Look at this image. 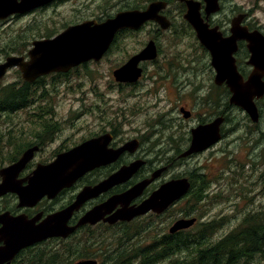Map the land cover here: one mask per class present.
Instances as JSON below:
<instances>
[{"label":"flooded vegetation","instance_id":"1","mask_svg":"<svg viewBox=\"0 0 264 264\" xmlns=\"http://www.w3.org/2000/svg\"><path fill=\"white\" fill-rule=\"evenodd\" d=\"M70 1L72 0H51L40 6H32L30 9L25 8L26 10L23 11L11 12L6 17L0 18V29L7 30L8 26H13V23L17 20H19L18 23H21L23 19L31 18L39 11L56 9ZM193 1L199 4L200 15L203 21L208 24L209 28L215 30L221 38H230L233 35L232 28L234 22H238L239 26L244 29L247 28L250 32L259 30L264 35V24L254 15L252 9H247L233 0H218L219 8L217 10H210L205 0ZM21 2L22 0H2L1 5L3 4L5 7L12 8L17 4L20 5ZM154 2H164L166 4L158 11L157 15L165 17L170 23L169 27L163 28L158 21L149 20L138 29L122 28L117 31L114 42L105 54L107 55L114 49V59L117 58L115 62L117 65L114 64L115 66L112 69L114 95L119 96L118 98L114 97V120H111L109 124H103L95 132L81 136L72 132L67 133L63 125L59 126L60 121H54L52 118L53 114H51L47 120L35 122L36 130L32 132L33 139L28 145H25L21 152L22 155L27 148L37 146L35 156L44 155L48 152L49 156L43 159L44 162H42L48 163L55 160L59 154L69 151L91 138L107 134L111 136L108 148L113 149L114 152L121 150V154L113 163L87 172L71 187L62 189L55 197H44L34 207L18 208L16 206L15 211L10 210L13 214L24 212L33 217L42 212L44 218L48 214L69 206L75 201L78 193L84 187L94 186L113 172L115 173L122 166L129 165L138 160L144 161V163L131 178L120 184H115L114 187L99 196L87 200L80 210L74 213L69 224H77L79 219L93 207L104 203L111 196L128 190L135 184L151 178L152 174L158 169L164 168L162 173L144 189L143 193L132 200L131 205L140 204L153 191L169 180L187 177L192 182V176L197 179L200 175L198 171L200 166L196 164L195 168L191 171L176 172L175 170H182L181 168L185 164L199 159L201 155L206 153H209V157L216 162L219 160L218 156L225 155L228 152V159H231L229 162L230 167L227 171L228 175H233L238 171L244 172L245 167L248 166L249 170L257 176L260 174L258 176L260 178L259 183L264 180L262 178L264 177V97L256 100L259 112V119L257 121H253L243 108L231 102L232 92L228 83L226 81L221 84L216 82L217 71L212 63V54L202 44L194 26L186 18L189 9L188 0H147V3L145 1L144 4L118 5L115 10L113 7L112 13L93 18H84L72 23L69 22L62 27V30L70 25L86 20L101 22L109 17H114L122 11L146 10ZM29 23L23 26L29 28L34 22L30 23L31 25ZM150 29L151 35L148 39L134 41L132 44L127 40L129 35H138ZM61 31H57L50 37L55 36ZM167 34H172L173 37H177L178 39L171 41L166 46L163 44L164 42L161 38ZM41 38L48 37L42 35ZM151 41L156 46L155 58L141 59L137 63V66H133V69L141 70L140 76L135 80L117 79L115 71L141 53ZM183 45L186 49H184ZM248 46L249 42L246 39H238L237 50L234 53L238 70L245 79L248 78L253 70V65L249 63L251 52ZM29 50L30 48L22 54L10 55H24L28 58ZM10 55H6L3 59L0 58V62L5 61ZM91 62H96V60H91L74 67L67 73L54 72L48 75L54 78L55 76L68 77L73 69L80 66L86 67ZM14 68L17 69V72L21 74L22 80H24L21 70L18 67ZM44 76L37 78L33 82H29L33 86L34 91L31 104L37 100V87H39V83ZM45 92L46 88L43 89L41 97L44 96ZM134 97H137V100L133 99ZM145 99L147 101H144ZM140 102L141 104L138 105ZM144 103L147 106L154 107L158 113L156 112V115L148 117V120L136 121L137 123L133 122L131 117H128V108L133 104L136 106L135 110L140 112ZM28 106L30 104L24 106V108ZM44 108V103L38 107L41 111H44ZM148 111L149 109L146 110V112ZM236 111H242L244 119L237 120ZM33 113L36 115V118L44 114V112L40 111L39 113L33 111ZM192 120L193 122L190 123ZM185 122L187 124H184ZM216 122L219 127V139L206 150L185 156L184 153L188 151L192 144L193 129L199 125ZM236 136L237 138H235ZM234 140L235 143L243 142L244 146L247 147L246 150L249 154L247 162L240 161L237 163L235 161L232 155L233 151L230 150V144ZM37 163L33 159L21 173L20 177H25L32 172ZM224 171L226 172V169ZM228 182L225 185L219 182L215 186L217 189L223 190L228 185ZM240 187L244 190L242 185ZM2 198L0 197V199ZM183 198L174 202L166 211L160 214L151 211L145 215L137 216L131 221L120 220L110 223L102 219L95 224L86 223L81 225L67 238H48L21 251H70V245L81 244L82 246H91L93 249L91 251H95L93 256L85 259H96L98 264H101L104 256L108 257L111 253L115 255L114 251H118L114 246L115 233L125 235L126 230L133 223L147 218L155 217L162 220ZM236 204L237 202L234 200L228 201L229 207L236 206ZM119 207L117 206L115 210ZM6 210L9 209H0V212ZM115 210L113 209L105 218L114 214ZM172 214L169 217L170 224H165V231L162 232L161 237L167 234L177 235L180 233L179 231H182L170 232V228L174 222L182 218L175 217ZM128 239H131V237ZM74 240L76 241L72 242ZM126 244L130 246V242L128 241L124 242L122 246ZM98 251H104V256L102 257L101 254H98ZM20 257L17 256L16 258L19 259ZM14 260L15 258L12 264H16Z\"/></svg>","mask_w":264,"mask_h":264},{"label":"water","instance_id":"2","mask_svg":"<svg viewBox=\"0 0 264 264\" xmlns=\"http://www.w3.org/2000/svg\"><path fill=\"white\" fill-rule=\"evenodd\" d=\"M49 1L51 0H22L20 5L11 8L1 5L2 0H0V18L6 17L11 12L30 9L32 6H40ZM205 1L210 10L219 8L218 0ZM165 5L164 2H154L146 10L122 11L101 22L86 20L68 26L53 37L36 39L28 51V58L24 55H10L5 61L0 62V80L14 67L21 70L24 80L33 82L41 76L54 72L67 73L72 68L91 60L99 61L110 49L117 31L122 28L138 29L149 20H156L163 28H168L169 21L157 15ZM188 7L186 18L194 26L202 44L212 54V63L217 71L216 82L221 84L226 81L232 92L231 102L243 108L253 121H257L259 112L256 100L264 97V35L259 30L250 32L247 28L239 26L238 22H234L233 35L230 38H221L201 18L197 2L188 0ZM238 39H246L249 42L248 47L251 52L249 63L253 65V70L247 79L239 72L234 57ZM155 56L156 46L151 41L141 53L115 71L117 79H137L141 70L133 69V66H137L141 59L155 58ZM110 139L111 136L107 134L91 138L59 154L51 162L37 163L32 172L20 177L28 164L33 161L37 146L27 148L15 162L0 168V197L15 194L18 208L34 207L44 197H55L62 189L71 187L87 172L109 165L118 158L121 150L114 152L113 149L108 148ZM218 139L217 122L199 125L193 129L192 144L184 155L202 152ZM143 163L144 161L138 160L124 165L98 184L84 187L69 206L44 218L42 212L33 217L24 212L19 214H13L10 210L0 212V264H12L21 250L48 238H67L86 223L95 224L102 219L110 223L120 220L131 221L151 211L160 214L189 193L190 180L187 177L176 178L162 184L140 204L131 205L132 200L141 195L144 189L162 173L164 168H161L156 170L151 178L96 205L84 214L77 224H69L74 213L79 211L87 200L110 190L115 184L125 182ZM117 206L120 207L115 210ZM113 209L114 214L105 218ZM196 222L197 217L179 218L171 226L170 232L188 229ZM76 264H98V261L83 259Z\"/></svg>","mask_w":264,"mask_h":264},{"label":"rangeland","instance_id":"3","mask_svg":"<svg viewBox=\"0 0 264 264\" xmlns=\"http://www.w3.org/2000/svg\"><path fill=\"white\" fill-rule=\"evenodd\" d=\"M145 1L147 3V0H72L69 3L62 4L59 8L39 11L31 18L23 19L21 23H18L19 20L15 21L13 26L6 27L7 30L0 29V58L3 59L6 56L7 50L3 48V45L4 42L10 41L8 40L10 38L14 37L13 41L16 45L26 48L24 51H27L31 48L33 40L40 39L42 35L50 31H61L62 27L69 22L72 23L84 18H93L112 13L113 7L115 10L118 5L144 4ZM233 1L247 9H252L254 15L264 24V0ZM28 22L34 23L32 25L29 23L31 26L25 28L26 26L24 27L23 25ZM150 35L151 29L143 31L138 35H129L127 40L132 44L134 41L148 39ZM161 39L164 42L163 44L168 46L171 41L178 38L173 37L172 34H167ZM183 47L186 49L184 45ZM116 59H114L113 49L100 62H91L86 67L80 66L73 69L68 77L55 76L54 78L51 75L44 76L39 83V87H37L38 95L35 103L0 118L1 130L4 132L2 137L4 142L0 143V168L11 163L9 162V158L15 154V146L22 150L33 139L32 132L36 130L35 122L47 120L51 114H53L52 118L54 121H60L59 126L63 125L67 133L72 132L81 136L95 132L103 124H109L111 120H114V97H119L114 95V87L112 85V69L117 65L115 64ZM20 79L21 74L17 72V69L12 68L0 80V88ZM44 88H46V92L41 97ZM133 99L137 100V97ZM144 101L147 100L145 99ZM42 103L45 105L44 111L38 109ZM140 104L141 102L138 105ZM135 109L136 106L131 104L127 111L128 117L130 116L135 123H137L136 121L148 120V117L158 113L154 107L147 106L146 103H144L140 112ZM147 109H149L148 112H146ZM33 111L38 113L39 111L44 112V114L36 118ZM236 115L237 120L244 119L242 111H236ZM184 124H187V122ZM11 136L15 137V144L7 145V141ZM246 149L247 147L244 146L243 142L235 143L234 140L230 144V150L233 151L232 155L237 163L248 161L249 154ZM48 156V152L44 155H36L34 162H44L43 159H46ZM218 158L219 160L215 162V160L209 157V153H206L201 155L199 159L185 164L181 168L182 170H175L176 172L191 171L195 168L196 164L200 166L198 171L200 174L205 175L206 181L204 190L201 193V200L198 199L199 194L196 192L188 193L162 220L155 217L147 218L133 223L126 230L125 235L115 233L114 246L118 249L119 244H121L119 246L121 247L122 243H126L127 241L130 242L132 248L133 246L140 248L151 244L155 237H160L162 232L165 231V224L169 223V217L172 213L173 216L179 218L187 217L184 215L190 211L189 217H197L198 223L209 222L213 219L221 220L219 227L211 239L212 241H216L232 232L236 227L238 228L249 211H264V180L261 183L258 182L260 174L257 176L246 166L244 172L238 171L233 175H228L227 171L231 160L228 159V152L225 155L218 156ZM224 169H226V172ZM223 177L225 178L223 179ZM262 178L264 179V177ZM219 182L223 185L228 182V185L223 190L217 189L215 185ZM202 183L201 179L197 180V187L199 188ZM240 185L244 187V190ZM4 198L0 199V205L3 208L7 204L9 206L17 205V198L12 196L6 198V200ZM229 200L236 201V206L229 207ZM198 214L199 216H197ZM142 228L144 229L140 230ZM198 228L199 226H196L195 230ZM129 237L131 239H128ZM79 247L81 251L93 250L91 246L79 244ZM73 248L78 249V246L74 245ZM40 252L42 251H36L35 253ZM98 254H101L103 257L104 251H98ZM53 255L54 253L42 254L43 257L48 258H52ZM80 260L83 259L74 258L71 263L76 264ZM252 260L251 264H264V253L257 252Z\"/></svg>","mask_w":264,"mask_h":264},{"label":"trees","instance_id":"4","mask_svg":"<svg viewBox=\"0 0 264 264\" xmlns=\"http://www.w3.org/2000/svg\"><path fill=\"white\" fill-rule=\"evenodd\" d=\"M56 32L50 31L44 35L50 37ZM8 40L10 41L4 42L3 45V48L7 50L6 55L25 52L26 48L16 45L13 41L14 37ZM13 43H15L14 46H12ZM33 97V86L22 78L2 86L0 88V118L31 104ZM1 126L0 124V143L4 142ZM14 139L15 137H9L7 145L15 144ZM15 149L16 152L9 158V162L16 161L21 155L22 150L17 146ZM191 179L192 186L189 193L196 192L199 194L198 199L201 200V193L206 184L205 175L200 174L197 178L203 182L199 188L196 177L192 176ZM11 196L17 198L15 195H7L4 200ZM16 208V205L9 206V204L4 208L0 207V209L11 211H15ZM184 216H190V211ZM220 221L213 219L209 222H197L192 228L179 231L177 235L157 236L145 247L133 246L132 248L127 244L119 247L121 245L119 244L118 251H114L115 255L111 253L108 257L104 256L101 264H251L257 252L264 253V211H249L238 228L212 241ZM196 226H199L197 230H195ZM78 241L80 242L79 239ZM74 245L78 246V249L73 248ZM70 247H72L70 251H42L41 255L35 253L36 251H21L17 255L21 257L17 259L16 256L14 262L16 264H73L71 261L74 258H89L95 252L81 251L78 244H72ZM49 252L54 253L52 258L42 256Z\"/></svg>","mask_w":264,"mask_h":264}]
</instances>
